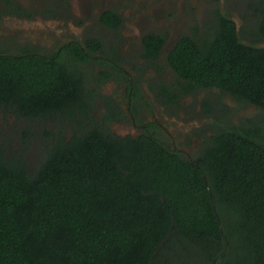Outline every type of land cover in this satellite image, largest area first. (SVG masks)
Listing matches in <instances>:
<instances>
[{
	"label": "trees",
	"instance_id": "1",
	"mask_svg": "<svg viewBox=\"0 0 264 264\" xmlns=\"http://www.w3.org/2000/svg\"><path fill=\"white\" fill-rule=\"evenodd\" d=\"M216 14L214 31L184 36L170 62L185 93L217 89L260 113L223 116L194 160L155 136L86 125V82L59 58L0 56V109L81 121L44 141L34 168L0 143V264H264V47ZM162 42L152 36L155 56Z\"/></svg>",
	"mask_w": 264,
	"mask_h": 264
},
{
	"label": "flooded vegetation",
	"instance_id": "2",
	"mask_svg": "<svg viewBox=\"0 0 264 264\" xmlns=\"http://www.w3.org/2000/svg\"><path fill=\"white\" fill-rule=\"evenodd\" d=\"M115 2L116 0H44L43 3H36L38 6L33 7L34 10H43L42 13L27 11L24 5L20 6L13 2L8 5V7H12L13 11L15 10L10 15L13 22L10 23L9 21L6 35L5 33L0 35V56L33 57L48 59L51 62L59 58L68 67V70L76 75L73 80H85L90 92L88 95L91 105L88 115L95 112L93 101L100 95L99 91L102 86L109 83L114 86L118 85L122 99L117 96H107L104 100L105 109L101 118L93 120L86 115L87 124H85H97L101 128L113 123L131 125L132 132L126 136H118L120 138L137 139L147 135L155 136L164 141L161 137V129L166 128L164 124L161 125L160 122H154V120L140 122L143 110L152 108L149 104H145L144 107L141 103L153 93L167 108L176 110L183 105L188 97L193 98L199 93L209 94L200 102L201 110L210 116L213 112V115H219L222 110L221 91L217 89H193V91L185 93L182 85L186 83L184 81L186 79H183L175 70L169 59L184 36L193 37L196 30L200 36L204 33L213 32L217 25L218 15L215 13L213 18L207 21L205 25L203 24L202 27L197 22L189 26L188 29L181 26L178 29L175 25L171 29L169 28L171 23L168 22L171 18L169 11L162 8L160 3L150 2L144 8L147 10H142L141 14L137 16V24L131 25L134 28H123L126 17H129L130 14H126L125 17L122 10L115 7L118 6ZM140 5H135L127 11L136 12ZM151 6H153V10H149ZM151 13L153 20L148 17ZM106 14L116 15L120 18L121 22L117 29L102 21ZM66 15L70 20L86 21L91 15H94L98 21V26L101 27L102 34L96 35L90 32L85 37L77 34L72 38H67L68 34H66L67 37L64 34L61 36V32L56 30V21ZM154 22L159 24L158 27ZM122 28L124 30L122 33L127 34L131 41H133L131 37L135 39L131 45L133 48L131 50H127L121 43H118V39H120L118 33L121 32ZM237 31L240 36L238 27ZM108 32H112L113 37H115L111 43L107 40L106 34ZM152 36H159L163 39L157 56H155L154 51H151ZM142 80L150 82L152 86L150 90H146L145 87L141 88L140 82ZM214 91L218 95L213 94ZM169 98L173 102L168 103ZM121 100H124V104ZM207 100L210 103V109L205 108ZM76 114L81 116L78 111ZM170 141L172 144L170 147L181 152L189 160L198 157L181 149L179 147L181 141L177 144L174 137H170Z\"/></svg>",
	"mask_w": 264,
	"mask_h": 264
},
{
	"label": "rangeland",
	"instance_id": "3",
	"mask_svg": "<svg viewBox=\"0 0 264 264\" xmlns=\"http://www.w3.org/2000/svg\"><path fill=\"white\" fill-rule=\"evenodd\" d=\"M44 0H0V35H6L7 25L13 22L10 15L15 11L12 7H8L9 4L15 3L20 6H25V9L30 12L42 13L43 10H34L33 7L38 6L36 3H43ZM47 1V0H46ZM160 3L162 8L169 11L171 18L168 20L170 24L169 28H174L175 25L178 29H188L189 26L199 23L202 25L210 21L214 14L219 12L232 18L236 23L240 36L243 42L247 44H256L260 47H264V39L261 35L255 36L258 32L259 25L262 20V15L259 12L261 4H264V0H219L214 2L213 0H116L115 6L117 9L122 10L126 17L123 28H134L131 26L136 23L137 16L141 14L148 3ZM141 4V5H140ZM135 5H140L139 9L134 11H127L133 8ZM154 6V5H153ZM153 6L149 10H153ZM62 12L64 10L62 9ZM67 14L69 12L66 10ZM152 20V13L148 16ZM94 15H91L88 20H70L67 15L56 21V30L61 32L67 38H72L75 34L85 37L88 33L101 35V27L98 26V21ZM51 22V21H49ZM152 22V21H151ZM156 23L158 27L159 24ZM137 24V23H136ZM118 33L120 39L118 43H121L127 50H131L133 37L131 41L127 34ZM158 29V28H156ZM174 32V30H173ZM107 40L111 43L115 37L112 32L106 34ZM105 36V37H106ZM148 80H142L140 82L141 88L146 90L151 89L150 82ZM118 91V93H117ZM120 87L114 86L111 83L104 84L99 91L100 95L97 99H94V109L91 115H88L89 119H100L104 113V100L107 96H117L122 99ZM216 91L213 92V94ZM218 95V93H216ZM209 94L199 93L193 98H187L183 105L179 109L167 108L159 98L152 95L147 97L142 105L149 104L152 108L143 110L140 117V122L151 121L160 122L161 125H165V129L162 131V139L164 142L171 146L170 137H174L181 149L191 153L193 156H198L202 151V146L207 137L213 134L212 126L215 122L222 119L223 116H232L236 122H240L245 118H253L259 116L260 110L255 106H243L239 105L236 100L230 96L222 95V102L228 106V108L221 110L219 115L210 116L208 113L201 110L200 102ZM212 95V94H211ZM123 98L124 94H123ZM119 99V100H120ZM123 102L124 104V100ZM205 111V110H204ZM82 119V118H81ZM77 122L79 120L62 119L61 116H56L48 120L30 121L25 120L15 115L12 111L0 109V143H4L7 151L17 155H24V161L30 168H34L41 161V153L43 151V142L45 145H49L54 140V137H59L62 133L64 137H71L74 133V128L78 127ZM83 122V121H82ZM87 124V121H84ZM111 133L117 136H126L132 132V126L122 124H111L107 126ZM132 128V129H131ZM24 132L27 137H23ZM51 133V136L46 138L45 133ZM53 135V136H52Z\"/></svg>",
	"mask_w": 264,
	"mask_h": 264
}]
</instances>
